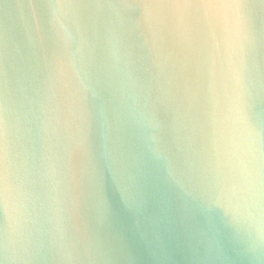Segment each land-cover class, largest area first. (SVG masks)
<instances>
[{
    "label": "water",
    "instance_id": "95a60500",
    "mask_svg": "<svg viewBox=\"0 0 264 264\" xmlns=\"http://www.w3.org/2000/svg\"><path fill=\"white\" fill-rule=\"evenodd\" d=\"M0 264H264V0H0Z\"/></svg>",
    "mask_w": 264,
    "mask_h": 264
},
{
    "label": "snow or ice",
    "instance_id": "6c2138e0",
    "mask_svg": "<svg viewBox=\"0 0 264 264\" xmlns=\"http://www.w3.org/2000/svg\"><path fill=\"white\" fill-rule=\"evenodd\" d=\"M179 2L192 4V5H211V4L228 3L237 8H241L244 5V0H179ZM0 179H3V177L0 176Z\"/></svg>",
    "mask_w": 264,
    "mask_h": 264
}]
</instances>
